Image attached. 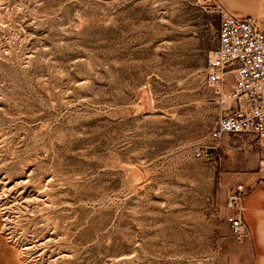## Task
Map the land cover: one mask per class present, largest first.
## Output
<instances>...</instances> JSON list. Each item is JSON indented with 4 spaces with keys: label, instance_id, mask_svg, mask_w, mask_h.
<instances>
[{
    "label": "rangeland",
    "instance_id": "1",
    "mask_svg": "<svg viewBox=\"0 0 264 264\" xmlns=\"http://www.w3.org/2000/svg\"><path fill=\"white\" fill-rule=\"evenodd\" d=\"M221 8L0 0V264H239L228 203L262 148L208 139Z\"/></svg>",
    "mask_w": 264,
    "mask_h": 264
},
{
    "label": "built area",
    "instance_id": "2",
    "mask_svg": "<svg viewBox=\"0 0 264 264\" xmlns=\"http://www.w3.org/2000/svg\"><path fill=\"white\" fill-rule=\"evenodd\" d=\"M218 44L208 59L207 78L210 85L222 93L225 75L234 76L228 94L222 99L223 113L208 133V139L218 142L231 136H248L262 148L258 171L262 176L256 183H264V29L257 18L238 16L221 8ZM214 148V147H212ZM205 148L197 156L209 158L213 154ZM253 184H239L229 198L227 221L237 242L248 236V230L238 207L241 198Z\"/></svg>",
    "mask_w": 264,
    "mask_h": 264
},
{
    "label": "crops",
    "instance_id": "3",
    "mask_svg": "<svg viewBox=\"0 0 264 264\" xmlns=\"http://www.w3.org/2000/svg\"><path fill=\"white\" fill-rule=\"evenodd\" d=\"M226 11L238 16L258 19L264 29V0H216ZM262 173L247 176L243 184L254 187L239 201V209L247 226L248 236L237 243L235 260L239 264H264V183H256Z\"/></svg>",
    "mask_w": 264,
    "mask_h": 264
},
{
    "label": "bare ground",
    "instance_id": "4",
    "mask_svg": "<svg viewBox=\"0 0 264 264\" xmlns=\"http://www.w3.org/2000/svg\"><path fill=\"white\" fill-rule=\"evenodd\" d=\"M229 77V79H234V76H233V74H231V73H227L226 75H225V81H226V77ZM139 181H140V178L139 177H136L135 178V180H134V182H135V184H139ZM133 186V185H132Z\"/></svg>",
    "mask_w": 264,
    "mask_h": 264
}]
</instances>
